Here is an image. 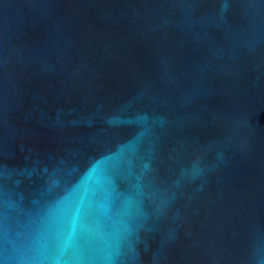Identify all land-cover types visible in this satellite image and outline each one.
<instances>
[{
  "label": "water",
  "instance_id": "water-1",
  "mask_svg": "<svg viewBox=\"0 0 264 264\" xmlns=\"http://www.w3.org/2000/svg\"><path fill=\"white\" fill-rule=\"evenodd\" d=\"M0 264H264V0H0Z\"/></svg>",
  "mask_w": 264,
  "mask_h": 264
}]
</instances>
